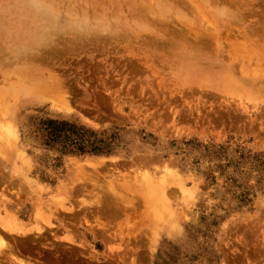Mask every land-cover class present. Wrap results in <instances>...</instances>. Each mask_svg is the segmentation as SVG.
Returning <instances> with one entry per match:
<instances>
[{"label": "rangeland", "instance_id": "rangeland-1", "mask_svg": "<svg viewBox=\"0 0 264 264\" xmlns=\"http://www.w3.org/2000/svg\"><path fill=\"white\" fill-rule=\"evenodd\" d=\"M113 1L0 0V264H264V0Z\"/></svg>", "mask_w": 264, "mask_h": 264}, {"label": "bare ground", "instance_id": "bare-ground-1", "mask_svg": "<svg viewBox=\"0 0 264 264\" xmlns=\"http://www.w3.org/2000/svg\"><path fill=\"white\" fill-rule=\"evenodd\" d=\"M132 1H135V0H115V1H113V4H114V6L116 7V6H124V5H127V6H129V7H133V8H131L132 9V12H131V15L132 16H136V15H138V16H140V17H146V16H148V15H150V13H151V8L150 7H148V3H149V1L150 0H136L135 2H132ZM159 1H163V0H159ZM158 1V2H159ZM177 2H179L178 0H176ZM183 0H181V2H182ZM164 2V4L166 3L165 1H163ZM187 2V1H186ZM132 3H134L132 6H131V4ZM155 3L157 4V1H155ZM245 3V2H244ZM156 4H155V6H156ZM159 4H160V2H159ZM163 4V3H162ZM167 4H168V0H167ZM52 5V4H51ZM108 5V4H107ZM151 5H152V3H151ZM153 6V5H152ZM44 7V6H43ZM47 7V6H46ZM49 7H50V4H49ZM164 7V8H163ZM166 7V4H165V6L163 5L162 7H160L161 9H168L167 7ZM222 7V6H221ZM48 8V7H47ZM52 8V6L50 7V9ZM54 8L55 7H53V9L52 10H54ZM126 8H128V7H126ZM159 8V9H160ZM154 9V8H153ZM157 9V8H156ZM178 9V8H177ZM220 9V8H219ZM222 10V9H221ZM228 10V9H227ZM226 10V11H227ZM161 11V10H160ZM165 11V10H164ZM219 12V11H218ZM162 13H163V11H162ZM165 13V12H164ZM82 14V13H81ZM193 14V13H192ZM223 14H225V15H227V16H229L230 14H227V12H225V9H224V11H223ZM130 15V14H129ZM179 15V14H178ZM235 16V15H234ZM154 17V16H153ZM183 17V16H182ZM88 18V17H87ZM137 18V17H136ZM147 18V17H146ZM186 18V17H185ZM116 19V18H115ZM118 19V18H117ZM116 19V20H117ZM164 21V20H163ZM170 21V20H169ZM237 21H238V19H237ZM86 22V21H85ZM142 25V24H141ZM99 28H100V25L98 26ZM143 27V26H142ZM107 28V27H106ZM194 28V27H193ZM211 28V27H210ZM102 29V28H101ZM109 29V28H108ZM96 30V29H95ZM98 30V29H97ZM252 30V29H251ZM47 31V30H46ZM107 31V30H106ZM146 31V30H145ZM209 31V30H208ZM96 32H98V31H96ZM99 32H100V30H99ZM102 32H103V29H102ZM181 32V31H180ZM183 32V31H182ZM181 32V33H182ZM161 36V35H160ZM191 36V35H190ZM254 36H256V35H254ZM142 37V36H141ZM36 39V38H35ZM165 39V38H164ZM183 39V38H182ZM193 39V38H192ZM162 40V39H161ZM184 40V39H183ZM202 40V39H201ZM163 41V40H162ZM175 41V40H174ZM166 42V41H165ZM164 42V43H165ZM187 41H185V43H186ZM167 43V42H166ZM172 43V42H171ZM176 43H177V40H176ZM188 43V42H187ZM163 44V43H162ZM181 44H182V41H181ZM183 44H184V42H183ZM30 45V44H29ZM165 45V44H164ZM211 45V44H210ZM38 46H40L39 44H38ZM173 46V45H172ZM171 46V47H172ZM178 46H180V45H178ZM177 46V47H178ZM182 46V45H181ZM191 46H193V44L191 45ZM203 46V45H202ZM209 46V45H208ZM33 47V46H32ZM194 49H196V46L194 45ZM199 47H201V45L199 46ZM38 48V47H37ZM170 48V47H169ZM174 48V47H173ZM186 48V47H185ZM193 48V47H192ZM191 48V49H192ZM193 49V50H194ZM38 50H40V49H38ZM170 50V49H169ZM30 52V51H29ZM33 52V51H32ZM37 52V51H36ZM59 52V51H58ZM28 53V52H27ZM22 54V53H21ZM35 54V53H34ZM215 54V53H214ZM29 55V54H28ZM32 55V54H31ZM184 55V54H183ZM34 56V55H33ZM32 56V58H33V60L35 59V57L36 56H34L33 57ZM17 58V57H16ZM23 58V57H22ZM31 59V58H30ZM37 60V59H36ZM185 60V59H184ZM33 82V81H32ZM35 83H37V82H35ZM34 83V84H35ZM41 87V86H40ZM27 91V90H26ZM18 94V93H17ZM15 95V94H14ZM5 97H6V94H1L0 95V98H1V100L2 101H4L5 100ZM69 210V209H68ZM67 210V211H68ZM69 212V211H68ZM8 214H7V212H6V216H7ZM7 219V218H6ZM13 220V219H12ZM11 221V220H10ZM7 222H9L8 220H7ZM13 222V221H12ZM16 222V221H15ZM2 223H4L5 224V221H3ZM8 224V223H7ZM14 225V224H13ZM6 226V225H5ZM11 226H12V223H11ZM15 226H16V224H15ZM18 226V225H17ZM20 227V226H19ZM15 229H16V227H15ZM15 229H13L12 231V233H15L14 232V230ZM20 229V228H19ZM19 229H17V231L19 230ZM24 229V228H23ZM23 229H21V233H22V231H23ZM10 230V229H9ZM27 229H25L24 231H23V233H26V234H28V230L26 231ZM16 231V233H19L20 235H21V233L20 232H17ZM26 231V232H25ZM9 232H11V230L9 231ZM23 236H25V234H23ZM1 242V241H0ZM2 243V242H1ZM7 244V243H6ZM9 244V243H8ZM1 247V246H0ZM7 248V246L6 247H4V249H6ZM10 248V247H9ZM13 248V247H12ZM9 250V249H8ZM4 252V251H3ZM2 252H0V254H1ZM5 254V253H4ZM3 255V254H2ZM9 256H10V254H9ZM21 263V262H20ZM23 264V263H22Z\"/></svg>", "mask_w": 264, "mask_h": 264}, {"label": "trees", "instance_id": "trees-1", "mask_svg": "<svg viewBox=\"0 0 264 264\" xmlns=\"http://www.w3.org/2000/svg\"><path fill=\"white\" fill-rule=\"evenodd\" d=\"M53 136H54V134H53ZM55 136H56V138L59 137L58 134H56ZM79 150H80L81 152H83V153L85 152V149H84V148H80ZM96 151H97V149H93V150H91L90 152L94 153V152H96Z\"/></svg>", "mask_w": 264, "mask_h": 264}]
</instances>
